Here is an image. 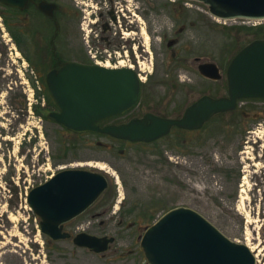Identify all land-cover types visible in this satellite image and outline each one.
<instances>
[{
  "label": "rangeland",
  "instance_id": "374dc122",
  "mask_svg": "<svg viewBox=\"0 0 264 264\" xmlns=\"http://www.w3.org/2000/svg\"><path fill=\"white\" fill-rule=\"evenodd\" d=\"M149 1L144 0L146 11ZM192 4L205 19L184 33L192 44V58L216 63L223 78L205 81L189 66V76L203 87L188 103L203 95L226 97L228 67L252 39L242 36L239 44H232L224 26H244L242 22L219 23L207 6ZM162 24L169 36L161 52L170 55L167 42L174 20L164 15ZM3 35L0 29V264H148L140 238L176 207L198 212L236 243L253 240L264 249V101H242L201 130L174 129L149 145L121 143L105 135L71 136L39 114L46 102L45 83L31 79L28 65L11 53L10 36ZM164 70L159 63L158 77L168 80ZM72 144L76 149L70 147L61 158V151ZM64 169L100 172L109 181L98 202L67 226L115 237L106 254L78 248L72 240L52 243L40 232L27 195ZM256 260L264 264V252Z\"/></svg>",
  "mask_w": 264,
  "mask_h": 264
},
{
  "label": "water",
  "instance_id": "95a60500",
  "mask_svg": "<svg viewBox=\"0 0 264 264\" xmlns=\"http://www.w3.org/2000/svg\"><path fill=\"white\" fill-rule=\"evenodd\" d=\"M191 1L207 6L210 15L221 20H264V0ZM40 8L52 14V5L43 2ZM198 70L212 81L223 78L214 62H200ZM227 81L226 97L206 96L190 106L181 119L150 114L123 126L101 128V123L138 104L139 78L130 69L69 64L47 76L49 92L58 108L50 117L75 134L101 133L132 143L156 142L168 136L173 127L201 130L213 116L235 111L241 101H264V39L252 41L235 55L227 70ZM108 187L109 181L102 173L64 169L30 190L27 203L40 219L41 233L60 242L71 238L64 225L84 214ZM73 243L105 254L115 238L81 233ZM140 245L148 264H257L247 245L230 240L202 215L186 207L173 208L160 217L146 229Z\"/></svg>",
  "mask_w": 264,
  "mask_h": 264
},
{
  "label": "flooded vegetation",
  "instance_id": "af4514ba",
  "mask_svg": "<svg viewBox=\"0 0 264 264\" xmlns=\"http://www.w3.org/2000/svg\"><path fill=\"white\" fill-rule=\"evenodd\" d=\"M169 1L171 3L160 5L161 0H151L146 11L144 0H9L10 4L0 0V29L4 38L10 36L11 53L14 50L19 60L28 65L32 80L45 83L46 93L49 92L48 74L69 64L133 70L140 81L138 104L125 114L101 123V128L123 126L134 120H143L150 114L162 119H181L190 106L208 96L203 95L188 103L192 93L203 87V83L191 79L189 66L200 75V62L208 60L196 55L192 58V44L184 37L189 28H197L196 25L204 23L205 19L191 9L193 4L189 1ZM43 2L53 6L52 14L41 10ZM161 10L174 20L173 37L167 42V47L172 49L170 55L161 52L169 36L162 29L164 15H161ZM159 63L164 67L168 80L158 77ZM160 87L163 91L158 90ZM57 110L56 107L53 111ZM223 114L226 113L213 116L203 128ZM174 129L186 132L177 127L172 131ZM123 219L126 220L125 217ZM74 220L64 225V231L71 235L68 240L72 241L81 233L89 234L85 229L76 231L70 227L67 230Z\"/></svg>",
  "mask_w": 264,
  "mask_h": 264
},
{
  "label": "trees",
  "instance_id": "16d2710c",
  "mask_svg": "<svg viewBox=\"0 0 264 264\" xmlns=\"http://www.w3.org/2000/svg\"><path fill=\"white\" fill-rule=\"evenodd\" d=\"M224 34L226 36V39L227 40H230V42L232 44H236V43H240L241 42V38L242 36H244L246 39L248 38H252L248 43L254 41V40H260V39H264V25H261V26H257V27H250V26H233V27H227V26H224ZM234 33V36L235 38L232 37V34ZM244 47V46H243ZM242 48H240L241 50ZM239 50V51H240ZM44 100L46 101L45 102V107L40 109L38 112L39 114L44 118V119H51L49 117V114L55 110V103L51 97V95L48 93H46V95L44 96ZM65 132H67L68 134H70L71 136H75V137H82L84 135H89V136H100L99 134H75V133H72L70 131H67L65 130ZM121 143H125L123 141H120ZM158 142V141H157ZM156 143V142H154ZM130 144V143H129ZM143 145H149V144H145V143H142ZM153 144V143H152ZM75 144H72V146H69V147H65V150H62L61 151V158H64L66 156V151L69 153L71 151V148L70 147H73L76 149V145L74 146ZM139 145V144H138ZM57 161V160H56Z\"/></svg>",
  "mask_w": 264,
  "mask_h": 264
},
{
  "label": "bare ground",
  "instance_id": "6f19581e",
  "mask_svg": "<svg viewBox=\"0 0 264 264\" xmlns=\"http://www.w3.org/2000/svg\"><path fill=\"white\" fill-rule=\"evenodd\" d=\"M101 169H103V167H101ZM247 246L250 248V250L253 253H255V257L257 259H259L264 252V249L262 248V246L260 244L256 245V243H254L253 240H250Z\"/></svg>",
  "mask_w": 264,
  "mask_h": 264
},
{
  "label": "built area",
  "instance_id": "2783aa9c",
  "mask_svg": "<svg viewBox=\"0 0 264 264\" xmlns=\"http://www.w3.org/2000/svg\"><path fill=\"white\" fill-rule=\"evenodd\" d=\"M224 23H226V22H224ZM243 23H248V24H250V22H243ZM253 25H257L258 23H256V22H254V23H252Z\"/></svg>",
  "mask_w": 264,
  "mask_h": 264
}]
</instances>
